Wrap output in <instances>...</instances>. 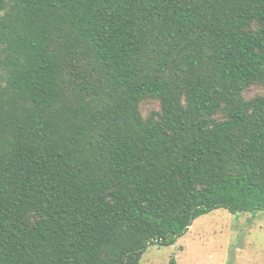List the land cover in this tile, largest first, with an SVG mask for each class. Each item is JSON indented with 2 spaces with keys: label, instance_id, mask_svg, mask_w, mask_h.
<instances>
[{
  "label": "trees",
  "instance_id": "1",
  "mask_svg": "<svg viewBox=\"0 0 264 264\" xmlns=\"http://www.w3.org/2000/svg\"><path fill=\"white\" fill-rule=\"evenodd\" d=\"M219 209L264 212V0H0V264H141Z\"/></svg>",
  "mask_w": 264,
  "mask_h": 264
},
{
  "label": "rangeland",
  "instance_id": "2",
  "mask_svg": "<svg viewBox=\"0 0 264 264\" xmlns=\"http://www.w3.org/2000/svg\"><path fill=\"white\" fill-rule=\"evenodd\" d=\"M260 93L258 88L247 97ZM142 114L158 113V104L146 101ZM264 264V212L231 214L216 210L193 222L185 236L172 246H151L141 264Z\"/></svg>",
  "mask_w": 264,
  "mask_h": 264
}]
</instances>
